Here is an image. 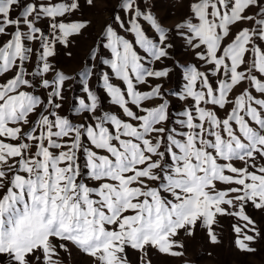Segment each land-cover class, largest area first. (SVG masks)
I'll use <instances>...</instances> for the list:
<instances>
[{
    "label": "snow or ice",
    "instance_id": "snow-or-ice-1",
    "mask_svg": "<svg viewBox=\"0 0 264 264\" xmlns=\"http://www.w3.org/2000/svg\"><path fill=\"white\" fill-rule=\"evenodd\" d=\"M79 7L0 0V255L61 264L71 243L94 264H129V248L181 257V232L199 223L216 244L220 216L245 222L235 244L254 252L245 210L264 209V0H190L173 36L197 63L177 62L176 92L153 84L173 70L155 67L171 59L170 30L146 0H119L81 70L85 95L66 111L72 78L51 58L87 27ZM172 95L182 110L170 111Z\"/></svg>",
    "mask_w": 264,
    "mask_h": 264
},
{
    "label": "rangeland",
    "instance_id": "rangeland-1",
    "mask_svg": "<svg viewBox=\"0 0 264 264\" xmlns=\"http://www.w3.org/2000/svg\"><path fill=\"white\" fill-rule=\"evenodd\" d=\"M146 2L150 5L147 10H151L158 22L170 30L169 34L172 36L171 43L173 44V47L169 49L171 59L167 60L165 64L157 63L155 65L157 68L166 65L173 70L166 80L153 81V84L163 83L166 90L176 92L183 83L182 68L176 66L177 62L185 65L197 63L193 51L185 41L178 34L173 36L174 26L182 23L189 14L190 0H146ZM118 4L119 0H93L91 5L86 0H79L80 7L75 12L73 19L86 22L87 27L79 35L71 38L68 47L62 45L56 47V55L51 58V62L57 66V70L72 78L65 85L64 107L66 111L77 106L78 99L85 95L81 70L85 65L89 67L93 65L94 62L89 60V55L96 47L102 30L111 22L113 13L118 10ZM243 26L237 25L236 28ZM236 28H233V31H236ZM148 34L154 35L151 31ZM98 68L100 71H108L103 64L98 65ZM88 82L94 84L98 94L101 95L104 110L116 111L108 100L103 99L104 93L96 77L89 78ZM140 87L142 90H146L144 86ZM37 91L39 93L42 90L38 89ZM169 100L172 112H178L185 107V102L180 101L176 95L169 96ZM72 115L76 116L77 114L73 112ZM245 211L255 221L257 230L260 232V235L250 244V247L255 249L252 253L240 251L235 244L237 235L233 230V225L243 226L245 222L238 217L220 216L218 222L213 225V232L217 236L218 243L212 244L206 229L198 223L194 235L187 236L181 232L178 237L180 242L185 245L182 249L183 256L171 257L160 254L155 249H149L148 255L143 256L140 252L129 248L127 249L129 264H146L149 260L151 264H264V209H256L249 203ZM68 248L69 253L60 251L61 264H94L93 258L81 252L71 243L68 244ZM0 264H8L6 255H0Z\"/></svg>",
    "mask_w": 264,
    "mask_h": 264
}]
</instances>
